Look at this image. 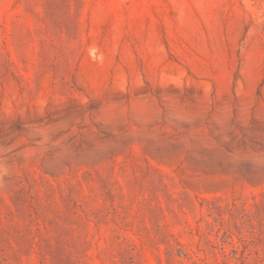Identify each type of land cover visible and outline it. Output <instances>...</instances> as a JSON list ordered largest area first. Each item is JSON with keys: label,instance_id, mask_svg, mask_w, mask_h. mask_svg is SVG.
Instances as JSON below:
<instances>
[{"label": "rangeland", "instance_id": "rangeland-1", "mask_svg": "<svg viewBox=\"0 0 264 264\" xmlns=\"http://www.w3.org/2000/svg\"><path fill=\"white\" fill-rule=\"evenodd\" d=\"M0 264H264V0H0Z\"/></svg>", "mask_w": 264, "mask_h": 264}]
</instances>
